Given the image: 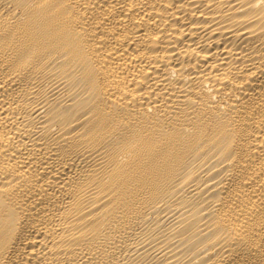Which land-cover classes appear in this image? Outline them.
I'll return each mask as SVG.
<instances>
[{
    "label": "bare ground",
    "instance_id": "bare-ground-1",
    "mask_svg": "<svg viewBox=\"0 0 264 264\" xmlns=\"http://www.w3.org/2000/svg\"><path fill=\"white\" fill-rule=\"evenodd\" d=\"M0 264H264V0H0Z\"/></svg>",
    "mask_w": 264,
    "mask_h": 264
}]
</instances>
